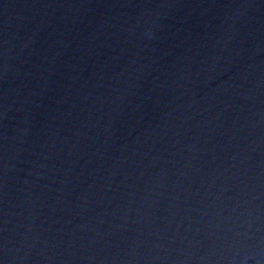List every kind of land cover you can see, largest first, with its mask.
Here are the masks:
<instances>
[{"label": "water", "instance_id": "water-1", "mask_svg": "<svg viewBox=\"0 0 264 264\" xmlns=\"http://www.w3.org/2000/svg\"><path fill=\"white\" fill-rule=\"evenodd\" d=\"M0 264H264V0H0Z\"/></svg>", "mask_w": 264, "mask_h": 264}]
</instances>
